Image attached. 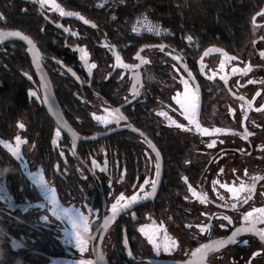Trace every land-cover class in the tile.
I'll return each instance as SVG.
<instances>
[{"label": "flooded vegetation", "instance_id": "flooded-vegetation-1", "mask_svg": "<svg viewBox=\"0 0 264 264\" xmlns=\"http://www.w3.org/2000/svg\"><path fill=\"white\" fill-rule=\"evenodd\" d=\"M57 1L85 19L0 0V29L37 44L67 126L27 45L1 44L0 264H176L204 246L210 264H264V0L168 36Z\"/></svg>", "mask_w": 264, "mask_h": 264}, {"label": "trees", "instance_id": "trees-1", "mask_svg": "<svg viewBox=\"0 0 264 264\" xmlns=\"http://www.w3.org/2000/svg\"><path fill=\"white\" fill-rule=\"evenodd\" d=\"M60 1L80 11L102 9V12L118 25L119 29L127 33L131 32L130 25L133 18L141 14L151 17L155 22L172 31L185 34L189 30L213 29L222 17L232 12V6L227 4L228 0H111L103 7L96 4L97 0ZM11 65V51L0 52V79H4L1 84L3 92L9 90L6 89L9 88L7 79L11 75L7 68ZM24 105H27L25 99Z\"/></svg>", "mask_w": 264, "mask_h": 264}, {"label": "water", "instance_id": "water-1", "mask_svg": "<svg viewBox=\"0 0 264 264\" xmlns=\"http://www.w3.org/2000/svg\"><path fill=\"white\" fill-rule=\"evenodd\" d=\"M54 4H56L59 7H57V9L60 11V9H62L65 13H73L76 15H65L68 17H75L78 19H81V17L84 20L85 18L74 11H65L64 8L58 3L57 0H51ZM12 32H20L22 34V36H26L28 38H30L33 41L32 45H29L27 43V41H25L24 39H22L21 37H17V36H10L7 35L8 33H12ZM0 33H3V37L0 38V45L8 42V41H21L24 44L27 45V51L29 52L30 56H31V61H32V65L34 67V69L38 72L39 78L41 80V83L43 85L44 88V96L47 94V103L49 104L50 108L52 109V111L54 112V116L56 118L57 123L66 130L67 126L65 125L63 116H62V112L60 110V107L57 103L56 97H55V93L53 91L51 82L47 76V73L43 67V63L41 61V57L39 56V48L37 46V44L34 42V40L28 36L27 34H25L23 31L21 30H14V29H8V30H2L0 29ZM176 264H210L208 263L200 254L195 255L191 260H187L184 262H176Z\"/></svg>", "mask_w": 264, "mask_h": 264}, {"label": "snow or ice", "instance_id": "snow-or-ice-1", "mask_svg": "<svg viewBox=\"0 0 264 264\" xmlns=\"http://www.w3.org/2000/svg\"><path fill=\"white\" fill-rule=\"evenodd\" d=\"M44 2H45V0H41V3H42V4H43ZM57 7H59V6L57 5ZM60 11H61V14H62V15H76V14H73V13H65L62 9H60ZM81 19H83V18L81 17ZM85 23H87V21H85ZM3 35H4L3 33H0V38H2ZM7 35L21 37L22 39H24L25 41H27V43H28L29 45H32V44H33V41H32L30 38H28V37H26V36H22V34H21L20 32H12V33H8ZM189 39H191V37H189ZM262 55H264V53H262ZM82 58H83V57H82ZM124 67H129V66H128V65H124ZM244 71H247V69H245ZM26 75H27V74H26ZM73 75H74V74H73ZM185 83H186V82H185ZM47 99H48V97H47V94H46V95H45V100H47ZM179 102H180V101L178 100V103H179ZM97 119H100V118H97ZM104 122L106 123L107 121L105 120ZM20 127L23 128L24 125L21 124ZM181 127H183V125H181ZM204 131L207 132V129H205ZM216 131L219 132L220 129H216ZM56 134H57V136H59V135H60L59 131H57ZM19 140H20V138L17 137V141H18V143H19ZM157 156H159V153H157ZM159 174H160V172H159V166H157V172H156V175L159 176ZM144 183H148V181H145ZM155 187H156V184H155V182H153V183H152V189H153V191L155 190ZM242 187H243V186H242ZM232 191H233L234 194L236 193V190H235V189H233ZM144 195H145V196H148V195H150V194H149V193H145ZM135 199H136L135 196L132 197V200H135ZM53 203H54V204L57 203L56 200H55L54 198H53ZM113 209H114V211L116 210V206H115V205L113 206ZM258 211H259L260 215H261L262 217H264V209H260V210H258ZM54 214H55V210H54ZM250 215H251V214H249L248 216H246V217H245V220H248ZM225 219H228V217H225ZM255 230H256V229H255V227H254V224H252L250 227H245V228H242V229H238L237 232H240V231H255ZM258 234L260 235L261 240H264V230H259V231H258ZM236 235H237V233L234 232V233L232 234L231 237H228V238H227L226 241H220V242H218V246H221L222 244L227 243V242H233V241L235 240V238H236ZM153 242L155 243L154 240H153ZM77 243H78V246H82L83 243H84V241L81 240V239L78 237V239H77ZM156 247H157V249H159V245H157ZM165 250H168V249L166 248ZM208 250H211V247H210V246H204L202 249H198V250H197V253L200 254L201 256H203L204 254H206V252H207ZM130 254H131V253H130ZM81 264H84V262L82 261Z\"/></svg>", "mask_w": 264, "mask_h": 264}, {"label": "built area", "instance_id": "built-area-1", "mask_svg": "<svg viewBox=\"0 0 264 264\" xmlns=\"http://www.w3.org/2000/svg\"><path fill=\"white\" fill-rule=\"evenodd\" d=\"M98 6H105L111 2V0H97ZM130 31L133 33H143L152 36H168L171 34V29L155 22L151 17L141 14L133 18Z\"/></svg>", "mask_w": 264, "mask_h": 264}, {"label": "clouds", "instance_id": "clouds-1", "mask_svg": "<svg viewBox=\"0 0 264 264\" xmlns=\"http://www.w3.org/2000/svg\"><path fill=\"white\" fill-rule=\"evenodd\" d=\"M0 232H2L4 235L6 234V229L3 227V225H0ZM18 264H23V261H19Z\"/></svg>", "mask_w": 264, "mask_h": 264}]
</instances>
